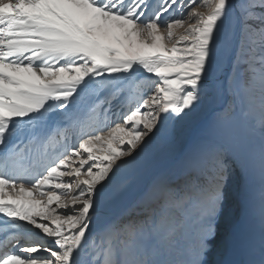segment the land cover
Returning a JSON list of instances; mask_svg holds the SVG:
<instances>
[{"label":"snow or ice","instance_id":"1","mask_svg":"<svg viewBox=\"0 0 264 264\" xmlns=\"http://www.w3.org/2000/svg\"><path fill=\"white\" fill-rule=\"evenodd\" d=\"M231 8V0H0V214L8 229H19L0 264H80L101 225L107 247L100 264H209L227 174L218 148L198 150L187 162L188 191L177 206L195 199L197 230L184 259L155 258L163 242L176 243L182 222L161 235L155 220L151 228L147 221L117 225L106 213L147 141L199 104L227 50ZM238 8L232 83L237 93H258L264 113V0H240ZM125 94L126 113L102 127L89 123ZM66 109L81 113L79 134L56 151L64 132L50 128L51 114ZM261 167L264 175V152ZM171 192L161 181L146 199ZM260 214L258 250L253 246L247 264H264V184Z\"/></svg>","mask_w":264,"mask_h":264},{"label":"rangeland","instance_id":"2","mask_svg":"<svg viewBox=\"0 0 264 264\" xmlns=\"http://www.w3.org/2000/svg\"><path fill=\"white\" fill-rule=\"evenodd\" d=\"M240 0H231L232 8L230 9L232 20L231 25L227 29V37H228V46L227 50L218 58L217 60V69L212 78V82L208 84L205 89L202 91L201 100L198 105L195 106L194 110L188 112L187 116L190 118L188 120L187 128L179 129L181 132L176 133L178 131L177 119H169L164 122L161 126V130L158 133H155L156 137H152L151 140L147 141L149 144L148 149L146 148L144 152L140 153L137 157V160L134 165L138 168L147 169L144 177L138 180L134 188L130 191V196L137 197V193L141 192L144 188V183L147 179H151L153 176L160 177L163 175L161 181L166 182L171 188L172 192L168 194H162L157 196L156 198L146 201V204L140 206L138 212H136L135 216L131 218L129 221L137 224L138 226L147 221L148 227H152L153 220L157 221V230L161 235L166 233L169 228L174 225L176 222H182V227L177 228V234L175 237L176 243L172 244L171 247H168L167 242H163L165 244V255L167 259H175L180 260L184 259V252L188 249L196 238V230H197V219L192 218V216L197 215L196 210V202L195 199L185 200L182 206H177V200L184 198L186 192L188 191L185 185L186 174L188 172L187 162L191 155L198 151L204 149H212L218 148L223 153V158L227 163V174H226V182L224 188V203L219 217L216 220V234L212 241L211 249L207 255V260L209 264H212L214 260L218 257L219 252L222 249V246L225 244L224 236L227 234L229 229L230 219L237 216L239 213L237 211V197L239 196L237 176L236 171L237 167L233 162V158L231 157L229 151L225 149V146L212 145L213 142H218L219 140L215 137L212 131L208 128V125H200L198 132L192 134V138L189 139V131L191 126L195 125L199 118L196 119L194 113L201 108L203 113H212L210 115L209 121L211 124L217 129H221L223 127V121L221 115L217 113V109L220 107V103L223 101V96H225V78L228 75L227 72L229 69L234 67V56L236 50L239 47H236L238 44L240 45V12L239 5ZM175 39V37H174ZM258 48V46H257ZM257 55L259 52L257 51ZM241 74L243 76V69L246 65H241ZM259 67V65H257ZM233 77L235 76V71H233ZM140 75H147L141 73ZM232 83V81H231ZM241 105L244 107V110L247 111L249 107L251 110L247 111V119L250 122H254L257 125L259 122L264 120V113H262L258 93H237ZM253 95L256 96L255 102H251L250 97ZM126 96H121L118 99L120 103L124 100ZM205 101V103H204ZM115 100L111 102V104H107V110L110 108L115 110L116 112L121 111V115L127 112L128 106H120L114 107ZM134 104V101H133ZM72 106H69L71 109ZM66 109L63 116L59 112L51 114L52 121H55L60 125H64L63 120L65 117ZM117 109V110H116ZM111 113V112H110ZM120 115V116H121ZM63 118V119H62ZM54 119V120H53ZM59 122H58V121ZM197 120V121H196ZM65 121V120H64ZM195 121V122H194ZM51 122V121H50ZM54 124V123H53ZM260 125H264L260 123ZM54 126V125H53ZM52 126V128H54ZM187 129V130H185ZM26 130V129H25ZM24 130V132H26ZM187 132V134H186ZM185 133V134H184ZM211 133V134H210ZM178 134V135H177ZM180 137V138H179ZM186 137V138H184ZM158 138V140H157ZM216 138V139H215ZM214 140V141H213ZM218 140V141H217ZM158 142V143H157ZM175 142V143H174ZM177 142V143H176ZM174 143V144H173ZM184 144V145H183ZM183 147L182 151L181 148ZM139 152V149H137ZM136 155V153H134ZM132 157H126L125 160H131ZM175 162V163H173ZM164 178V180H163ZM148 189L145 190V192ZM237 196V197H236ZM134 197V198H135ZM237 199V200H236ZM64 211V210H61ZM228 219V221H227ZM7 218L2 217L0 214V237L6 236L9 237L12 230L6 227ZM10 231V232H9ZM15 231V230H13ZM16 231H19L17 229ZM31 234H35L34 231L29 232ZM2 234V235H1ZM42 235V234H41ZM261 235H259L258 239L260 240ZM156 232L153 233V239H157ZM3 250L9 251L12 249V245L8 244L5 241V245H1ZM170 253V254H169ZM2 254V253H1ZM168 254V255H167ZM220 255V254H219ZM158 256V255H157Z\"/></svg>","mask_w":264,"mask_h":264},{"label":"bare ground","instance_id":"3","mask_svg":"<svg viewBox=\"0 0 264 264\" xmlns=\"http://www.w3.org/2000/svg\"><path fill=\"white\" fill-rule=\"evenodd\" d=\"M236 47H239V44ZM233 71L234 67L232 66V68L227 72L228 75L225 78L224 89L225 96H223V101L220 103V107L217 109V113L221 115L220 118L225 121L223 123V127L221 129L214 127L211 124V121H209V117L212 113L204 114L200 108L194 113L196 119L199 118V120L194 126H191L188 136L189 139L192 138V134L198 132L201 124H204L205 126L208 125V128L212 131L213 135L219 140H217L218 142H213L212 145L214 146L218 144L221 146V142L222 145L225 146V149L229 151L231 157L233 158L232 160L235 164V167H237L235 176H237V182H239L237 188L239 191V196H236L238 199L236 200L238 201L237 211L239 214L230 219V222L227 219L229 222V229L227 234L224 236L225 244L222 246V249L219 252L220 255L218 254L219 258L214 260L212 264H238V260L240 259H243L244 264H247V261L253 258L251 254L253 246H255L258 250L260 242L258 237L261 235L262 229L260 214V191L262 184H264V175H262L261 167L262 152H264V125H260V123L264 124V120L259 122L257 125L256 123L250 122L247 119V111L251 110V107L245 111L244 107L241 105L238 94L234 90L233 83H231ZM125 96L126 98H124L121 103L118 99L119 97L114 99V107H117L118 105L129 106L127 94H125ZM90 106V102H88L86 105H81V107ZM122 110L114 114L115 110L111 108L107 110V104H104L98 115L95 116L92 121H89V123L93 124V126L102 127L106 122H114L121 115ZM67 111L68 112L65 114V117L67 118L63 117L65 120H63L64 125L60 126L56 120H51L50 122L51 129L58 127L62 132H64L63 136H58L56 138L58 141V144L55 146L56 151H62V146L64 144H68L70 146L74 144L79 134V128L82 120L81 113L73 110L70 114L69 110ZM190 118L185 115L183 119H177L176 122L178 131H176V133L181 132L179 129L187 128V126H189L188 120H190ZM52 126L54 128H52ZM49 130L50 129L46 128L43 130V132L46 133ZM26 135L27 131H18L16 136L12 138L11 143L18 142L19 139L25 137ZM153 137H156L155 134ZM24 142L27 143V140L25 139ZM182 149L183 147L180 151H182ZM49 151L51 153L53 149L50 148ZM3 152L4 149L0 147V158H2ZM124 160H121L118 163H123ZM135 166L126 168L122 173L123 179L119 194L112 200L109 208L107 209V219L117 225L125 221H129L136 215L135 213L138 212L140 206L146 204V201H149L146 199V193L152 189L154 185L159 184L161 182L160 179L164 177L163 175H160L159 178L153 176L151 179H147L144 183L145 185L143 190L137 193V197L134 196V198L133 196L129 195L130 191L134 188L138 180L144 177L147 171V169L141 167L138 168ZM65 179L69 178L65 177ZM146 189L148 190L145 192ZM192 218H196V216H192ZM20 223L24 225V228L27 232L34 231L36 234L38 231L33 229L32 226L26 225L25 222ZM123 238H126V234H123ZM10 239L11 234L9 237H0V254L5 252L1 245H5V241ZM94 239L95 243L89 247H86L84 252L80 254L78 258L80 264H100V261L104 259L103 251L107 247V244L103 237V225L97 227V229L94 230ZM155 258L167 259L165 253L158 255Z\"/></svg>","mask_w":264,"mask_h":264}]
</instances>
